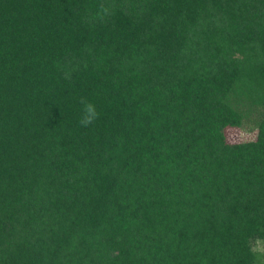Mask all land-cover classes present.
Masks as SVG:
<instances>
[{"label":"trees","instance_id":"obj_1","mask_svg":"<svg viewBox=\"0 0 264 264\" xmlns=\"http://www.w3.org/2000/svg\"><path fill=\"white\" fill-rule=\"evenodd\" d=\"M0 264H264V0H0Z\"/></svg>","mask_w":264,"mask_h":264},{"label":"clouds","instance_id":"obj_2","mask_svg":"<svg viewBox=\"0 0 264 264\" xmlns=\"http://www.w3.org/2000/svg\"><path fill=\"white\" fill-rule=\"evenodd\" d=\"M109 11V8L104 3H101L97 16L102 19L109 14ZM80 103L83 105V109L79 123L82 127H89L99 118V112L95 104L88 102L84 98H81Z\"/></svg>","mask_w":264,"mask_h":264},{"label":"rangeland","instance_id":"obj_3","mask_svg":"<svg viewBox=\"0 0 264 264\" xmlns=\"http://www.w3.org/2000/svg\"><path fill=\"white\" fill-rule=\"evenodd\" d=\"M256 126L254 125L253 119L247 120L245 123V126L241 130H234L231 131L229 130L227 132V140L228 142L232 143H238V142H243V141H250L254 140L257 134L256 131Z\"/></svg>","mask_w":264,"mask_h":264}]
</instances>
